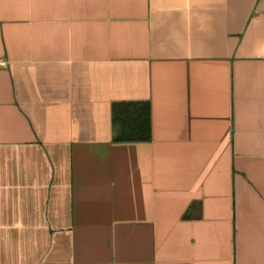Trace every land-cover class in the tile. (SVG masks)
I'll return each instance as SVG.
<instances>
[{"label": "crops", "instance_id": "1", "mask_svg": "<svg viewBox=\"0 0 264 264\" xmlns=\"http://www.w3.org/2000/svg\"><path fill=\"white\" fill-rule=\"evenodd\" d=\"M0 264H264V0H0Z\"/></svg>", "mask_w": 264, "mask_h": 264}, {"label": "trees", "instance_id": "2", "mask_svg": "<svg viewBox=\"0 0 264 264\" xmlns=\"http://www.w3.org/2000/svg\"><path fill=\"white\" fill-rule=\"evenodd\" d=\"M115 140H149L152 137L151 104L118 102L113 105Z\"/></svg>", "mask_w": 264, "mask_h": 264}]
</instances>
